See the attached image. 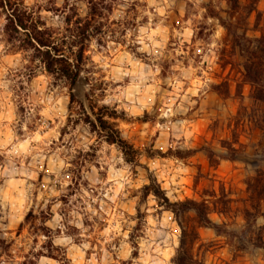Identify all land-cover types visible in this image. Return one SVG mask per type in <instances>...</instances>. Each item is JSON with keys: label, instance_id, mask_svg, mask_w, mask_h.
<instances>
[{"label": "clouds", "instance_id": "1", "mask_svg": "<svg viewBox=\"0 0 264 264\" xmlns=\"http://www.w3.org/2000/svg\"><path fill=\"white\" fill-rule=\"evenodd\" d=\"M254 63L264 0H0V264H264Z\"/></svg>", "mask_w": 264, "mask_h": 264}, {"label": "trees", "instance_id": "2", "mask_svg": "<svg viewBox=\"0 0 264 264\" xmlns=\"http://www.w3.org/2000/svg\"><path fill=\"white\" fill-rule=\"evenodd\" d=\"M257 65L258 64H252L248 69H247V75H246V78H254L256 77L259 73H261V71L258 70L257 68ZM258 94L260 95H264V92H261L259 90H256ZM202 215V213H201ZM183 259V258H182Z\"/></svg>", "mask_w": 264, "mask_h": 264}, {"label": "rangeland", "instance_id": "3", "mask_svg": "<svg viewBox=\"0 0 264 264\" xmlns=\"http://www.w3.org/2000/svg\"><path fill=\"white\" fill-rule=\"evenodd\" d=\"M257 68H258L259 71L264 72V69H261L260 66H259V64L257 65ZM244 78L247 79L246 76ZM196 222L197 223L200 222L199 218H197V221Z\"/></svg>", "mask_w": 264, "mask_h": 264}]
</instances>
